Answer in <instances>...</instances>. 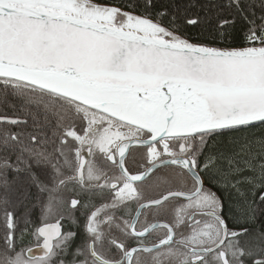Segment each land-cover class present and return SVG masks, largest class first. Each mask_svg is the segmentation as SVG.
<instances>
[{
  "label": "snow or ice",
  "instance_id": "1",
  "mask_svg": "<svg viewBox=\"0 0 264 264\" xmlns=\"http://www.w3.org/2000/svg\"><path fill=\"white\" fill-rule=\"evenodd\" d=\"M0 264H264V0H0Z\"/></svg>",
  "mask_w": 264,
  "mask_h": 264
},
{
  "label": "flooded vegetation",
  "instance_id": "2",
  "mask_svg": "<svg viewBox=\"0 0 264 264\" xmlns=\"http://www.w3.org/2000/svg\"><path fill=\"white\" fill-rule=\"evenodd\" d=\"M127 159H128V166L130 168H133L134 165L132 163V155H129V157ZM65 196H66V198H73V193L65 192ZM81 199L83 200L84 198L81 197ZM95 203L97 206H99L102 202L97 200ZM109 211H111V210H109ZM103 217H104V213H101L100 219H103ZM172 218L173 217H172L171 212L161 213L158 215L149 214L147 217L148 222H150V223L151 222H171ZM40 219L41 218H40V211H39L38 218L35 222L36 226H39ZM140 219H141V221H143L145 219V217L142 215L140 217ZM72 220L76 221L75 225L72 224ZM63 223L65 225V230L71 229V230L76 231L78 233L77 238L75 240V244H79L81 242L83 235H84V232L82 229V225L85 223L84 217L80 214V212H75V213H73L72 219H65L63 221ZM101 227H104V226L102 225ZM154 235H155V233L153 234V236ZM29 239H32L34 241V238H30V237H28V239L25 238L24 239L25 245H28ZM32 246L34 247V244ZM105 248H107V244L105 245ZM106 254L110 255V253H106Z\"/></svg>",
  "mask_w": 264,
  "mask_h": 264
},
{
  "label": "trees",
  "instance_id": "3",
  "mask_svg": "<svg viewBox=\"0 0 264 264\" xmlns=\"http://www.w3.org/2000/svg\"><path fill=\"white\" fill-rule=\"evenodd\" d=\"M108 2L114 3V4H122V3L125 2V0H108ZM156 2L158 4V6H159L160 4L170 3L171 0H156ZM176 2L177 3H187L188 0H176ZM189 31L190 32L191 31H195V29H190ZM33 191H34V189H33ZM39 211H40L39 208L34 209L33 210V213H32V216L30 217V219L32 220V222H33L34 225H36L35 222H36V220L38 218ZM25 238L28 239V236H26Z\"/></svg>",
  "mask_w": 264,
  "mask_h": 264
},
{
  "label": "water",
  "instance_id": "4",
  "mask_svg": "<svg viewBox=\"0 0 264 264\" xmlns=\"http://www.w3.org/2000/svg\"><path fill=\"white\" fill-rule=\"evenodd\" d=\"M34 251H35V248H34ZM37 254H39L38 251H37Z\"/></svg>",
  "mask_w": 264,
  "mask_h": 264
}]
</instances>
